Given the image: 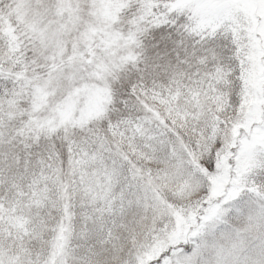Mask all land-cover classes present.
I'll return each instance as SVG.
<instances>
[{
  "label": "snow or ice",
  "instance_id": "snow-or-ice-1",
  "mask_svg": "<svg viewBox=\"0 0 264 264\" xmlns=\"http://www.w3.org/2000/svg\"><path fill=\"white\" fill-rule=\"evenodd\" d=\"M0 264H264V0H0Z\"/></svg>",
  "mask_w": 264,
  "mask_h": 264
}]
</instances>
